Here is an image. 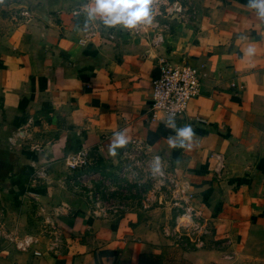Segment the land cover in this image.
Instances as JSON below:
<instances>
[{"label": "crops", "instance_id": "0c3cea01", "mask_svg": "<svg viewBox=\"0 0 264 264\" xmlns=\"http://www.w3.org/2000/svg\"><path fill=\"white\" fill-rule=\"evenodd\" d=\"M177 1L173 16L127 31L88 21V0H0V157L6 146L12 166L0 188L35 195L55 233L26 247L0 241V264H137L142 253L179 251L162 233L168 208L132 198L100 217L84 188H72L62 158L79 148L119 187L122 148L108 152L116 132L160 155L208 224L203 247L181 251L188 264H264V22L248 0ZM161 60L202 73L175 119L194 130L191 149L171 148L175 131L150 111Z\"/></svg>", "mask_w": 264, "mask_h": 264}, {"label": "built area", "instance_id": "2783aa9c", "mask_svg": "<svg viewBox=\"0 0 264 264\" xmlns=\"http://www.w3.org/2000/svg\"><path fill=\"white\" fill-rule=\"evenodd\" d=\"M152 18L158 15L171 16L181 10L177 0H154ZM153 26L156 23L152 22ZM144 26L139 29H143ZM161 41V37L155 34L153 42ZM79 45L85 43V38L77 40ZM202 73L199 68L185 62L174 63L161 60L159 74L150 82L149 104L150 111L161 112L166 118L169 115L175 119L180 118L184 113L189 100L199 91L200 78ZM25 126H19L13 136L22 138ZM155 156L147 155L143 146L134 143L125 146L119 154L120 170L116 172L118 179H122L119 187L112 186V181L107 176H101L98 171L89 169L93 164V158L87 149L79 148L66 153L63 158V165L69 171L72 188L80 190L84 188L87 200L93 206V212L100 217L113 216L128 208L127 197L120 194V198L112 199L108 193L112 191L127 190L126 183L132 186L135 200L143 208L164 203L171 204L181 209L173 221L172 227H164L163 235L184 236L188 239L193 248H201L204 245L205 237L208 234V224L201 217L199 210L189 206L185 197H180L181 186L175 179L172 172L167 170L164 161L161 159V172L153 173L151 162ZM40 173V172H39ZM100 181L96 188L94 181ZM171 244H176L175 239L168 238ZM32 237L28 236L16 243L18 247H26L32 243Z\"/></svg>", "mask_w": 264, "mask_h": 264}, {"label": "clouds", "instance_id": "9594fccd", "mask_svg": "<svg viewBox=\"0 0 264 264\" xmlns=\"http://www.w3.org/2000/svg\"><path fill=\"white\" fill-rule=\"evenodd\" d=\"M154 0H88L85 5L88 21H99L106 28L119 26L121 30L134 31L142 26L152 24V8ZM247 7L255 10L256 16L264 22V0H248ZM255 52L253 47L246 49V55L251 57ZM165 127L175 131V136L167 137L168 144L173 149H191L194 146L195 132L190 125L177 127L174 116L169 115L164 121ZM128 143L123 132L113 134L108 145L109 155L115 157L117 149ZM151 170L161 172V159L155 156L151 162Z\"/></svg>", "mask_w": 264, "mask_h": 264}, {"label": "rangeland", "instance_id": "374dc122", "mask_svg": "<svg viewBox=\"0 0 264 264\" xmlns=\"http://www.w3.org/2000/svg\"><path fill=\"white\" fill-rule=\"evenodd\" d=\"M125 188L127 189L125 193L118 190L117 193L110 192L112 196L108 193L107 197L116 199L121 197L120 194H122L123 197H127L128 200L137 197L130 184L126 183ZM39 204L36 196L31 193H25L23 191L16 193L15 190L10 193H4L0 188V241H8L16 244L30 236L33 240L32 243H35L34 238L36 236L51 234L50 231L53 230V224L50 223V220L46 219L50 217V209L43 212L40 210ZM22 205L24 206L21 207ZM159 206H164L171 211L170 213L172 214L170 215L172 216V222L168 223L166 226L172 227L174 218L177 216V213L181 212V209L168 203ZM148 208H152V206ZM168 238L175 239L176 244H172V246L175 245L179 251L176 254H170V251L166 247L165 261L163 264H188L187 261L181 257V251L194 249L192 245H190L188 239L184 236H168ZM48 239L49 241H53L55 239V233L49 235Z\"/></svg>", "mask_w": 264, "mask_h": 264}, {"label": "trees", "instance_id": "16d2710c", "mask_svg": "<svg viewBox=\"0 0 264 264\" xmlns=\"http://www.w3.org/2000/svg\"><path fill=\"white\" fill-rule=\"evenodd\" d=\"M165 249L162 247L159 253H142L138 257L137 264H163L165 259Z\"/></svg>", "mask_w": 264, "mask_h": 264}, {"label": "water", "instance_id": "95a60500", "mask_svg": "<svg viewBox=\"0 0 264 264\" xmlns=\"http://www.w3.org/2000/svg\"><path fill=\"white\" fill-rule=\"evenodd\" d=\"M8 153V149L5 146L4 151L2 152V155H4L5 157H0V183L5 182L7 177L11 175L12 166H10V164H7L8 158H6Z\"/></svg>", "mask_w": 264, "mask_h": 264}]
</instances>
